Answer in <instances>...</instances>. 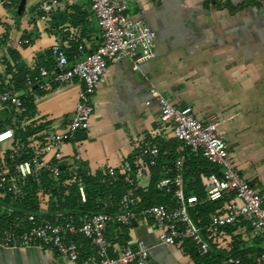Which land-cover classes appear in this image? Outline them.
<instances>
[{"label": "crops", "instance_id": "obj_1", "mask_svg": "<svg viewBox=\"0 0 264 264\" xmlns=\"http://www.w3.org/2000/svg\"><path fill=\"white\" fill-rule=\"evenodd\" d=\"M42 1L0 8V37L7 34L0 45V83L12 82L17 68L32 72L42 61L51 69L54 43L65 48L71 62L100 44L101 28L89 0H48L50 9L38 13ZM124 1L129 14L145 17L154 29L155 50L138 69L129 58L109 63L94 95L91 125L63 145L65 153H80L88 173L96 174L121 166L143 141L174 139L171 123L160 118L159 91L199 118L218 119L236 168L264 192V0ZM79 88L74 78L30 95L36 111L27 122L63 127ZM183 150L179 143L173 154ZM168 161L163 160L162 175ZM129 239L151 246L153 264H197L184 245L160 242L150 224L134 223ZM76 240L90 253L82 237ZM259 244L264 249V237ZM0 264L78 263L38 246L0 244Z\"/></svg>", "mask_w": 264, "mask_h": 264}, {"label": "built area", "instance_id": "obj_2", "mask_svg": "<svg viewBox=\"0 0 264 264\" xmlns=\"http://www.w3.org/2000/svg\"><path fill=\"white\" fill-rule=\"evenodd\" d=\"M18 2L0 0V8ZM89 2L102 33V40L93 52L71 62L65 48L54 43L52 68L40 65L36 75L28 73L25 89H18L13 82L0 83V109L12 112L22 107L25 97L39 90H50L54 84L74 78L80 82L74 112L63 127L33 131L24 138L19 130L29 122L20 121L15 113L13 124L0 128V244L38 246L78 264H153L151 246L143 239L122 240L125 227L138 222L150 224L157 229L160 242L175 245L190 240L200 256L212 251L209 238L220 236L228 226H235L237 230L250 227L261 231L264 237V192L236 168L219 130V120L199 118L192 109L177 106L159 91H155V97L160 118L171 123L173 137L218 167L207 181L206 198H227L225 205L210 213L206 221L191 214L190 207L197 204L198 198L185 192L183 157L176 151L171 159L172 173L167 172L156 181V188L168 200L138 208L142 198L137 185L150 175V167L160 153V146L149 141L140 143L132 160L126 157L121 166H110L104 171L105 182L113 184L123 178L127 183L115 201L105 198L106 206L116 207L117 211L82 214L58 204L59 195L52 191L62 185L75 184L81 201L87 200L83 175L88 171L82 156L78 152L68 156L63 145L89 129L95 111L94 95L109 63L129 58L133 68L138 69L140 62L150 57L156 47L154 29L145 17L129 14L124 0ZM50 6L48 0H43L37 5V12L46 13ZM45 175L50 190L44 186ZM30 182L37 186L38 210L23 205ZM77 237L88 242L90 253L81 250ZM217 246L228 251L234 244L220 240ZM248 257L256 264H264V252ZM241 261L242 258L234 256L222 259L223 264Z\"/></svg>", "mask_w": 264, "mask_h": 264}, {"label": "trees", "instance_id": "obj_3", "mask_svg": "<svg viewBox=\"0 0 264 264\" xmlns=\"http://www.w3.org/2000/svg\"><path fill=\"white\" fill-rule=\"evenodd\" d=\"M7 34H4L0 37V45L4 42ZM13 54V53H11ZM39 65L48 66L46 62L42 61ZM39 65L34 71L22 67L17 68L13 72L11 80L15 83L18 89L26 86L25 77L28 73L36 75L38 73ZM17 66V65H15ZM12 68L10 64L8 68ZM4 83H1V85ZM36 111V107L33 102V97L28 96L23 100V105L20 109H13L10 116L0 121V128H3L7 125H12V115L18 114L20 121H27L28 117ZM19 121V123H20ZM44 127V124L37 122H29L22 129H20L19 134L22 137H26L31 134L33 131H40ZM154 143L160 146V153L157 158V161L154 165L150 167L149 181H141L137 186V191L141 195V202L138 208H144L154 203L166 202L168 196L162 193L156 188V181L159 177L162 176L161 172L163 170V160L166 158L169 161L166 167V170L171 174L173 170V165L171 159L173 158V148L177 145H184V150L182 152V173L185 181V192L187 194H196L198 202L194 207H190L191 214L196 218L198 216L202 217L205 221L208 219L210 213L221 209L227 200L218 199V200H208L206 198L207 190V181L212 172H217L218 167L208 161L200 154H195L190 151V149L185 146V143L177 139L165 140H155ZM132 160L133 156H129ZM106 169L98 171L96 174H86L83 175V180L87 189V200L82 202L77 191V186L75 184L71 185H62L59 189H53L52 192L59 195L58 204L63 209H76L82 214L93 213L99 211H108L114 212L118 208H109L104 203L105 198H111L115 201L116 198H119L121 195L122 189L127 186V183L123 178L109 184L104 181V171ZM253 183V182H252ZM44 186L47 190H50V184L48 182V177L44 176ZM37 186L35 183L30 182V185L27 189V195L23 200V205L30 210L39 209V201L36 195ZM64 198V199H63ZM133 226V225H132ZM132 226H127L124 228V233L122 240H129V229ZM263 238L261 231L254 230L250 227L237 230L235 226H228L222 232L220 236L210 237V242L212 245V251L204 256H200L195 249L194 244L190 240H185L182 245L186 251L195 259L197 264H223L222 259L228 256L240 257L242 261L240 264H256L252 261L251 257L248 255H255L261 252H264V249L260 246V241ZM220 240H228L234 244V247L230 250H223L218 248V243ZM250 240L253 241V244L250 245ZM88 244V242H84Z\"/></svg>", "mask_w": 264, "mask_h": 264}, {"label": "rangeland", "instance_id": "obj_4", "mask_svg": "<svg viewBox=\"0 0 264 264\" xmlns=\"http://www.w3.org/2000/svg\"><path fill=\"white\" fill-rule=\"evenodd\" d=\"M10 114L11 113L8 109H0V121L4 120L5 118H8Z\"/></svg>", "mask_w": 264, "mask_h": 264}]
</instances>
